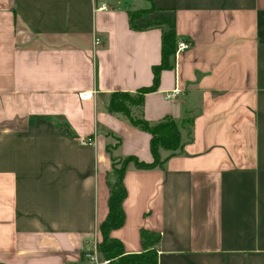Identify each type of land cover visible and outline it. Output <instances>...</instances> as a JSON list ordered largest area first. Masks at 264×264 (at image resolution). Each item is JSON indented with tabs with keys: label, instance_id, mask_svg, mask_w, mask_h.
I'll use <instances>...</instances> for the list:
<instances>
[{
	"label": "crops",
	"instance_id": "1",
	"mask_svg": "<svg viewBox=\"0 0 264 264\" xmlns=\"http://www.w3.org/2000/svg\"><path fill=\"white\" fill-rule=\"evenodd\" d=\"M154 5L143 22L170 15L189 47L132 113L175 121L181 147L128 165L110 237L140 254L142 231L160 236L159 264H264V0ZM152 7L0 0V264H98L85 253L103 242L114 161L155 162L152 135L109 110L153 85L166 28L129 15Z\"/></svg>",
	"mask_w": 264,
	"mask_h": 264
},
{
	"label": "trees",
	"instance_id": "2",
	"mask_svg": "<svg viewBox=\"0 0 264 264\" xmlns=\"http://www.w3.org/2000/svg\"><path fill=\"white\" fill-rule=\"evenodd\" d=\"M153 3L150 10H141L130 12V25L134 30H147L151 27L164 25L160 20L153 22L145 21L140 25L138 20L147 17L150 13L155 12L157 8L154 5L155 0H149ZM177 49V32L174 19L170 21V30L164 32L162 43V62L153 68L154 82L150 87L140 89L136 95L129 93H117L111 98L109 110L112 113H122L126 115L131 123L152 135V152L155 157L154 163H144L136 157H129L118 166L119 161H114L112 174L115 176L114 182L108 177L111 197L109 202V214L107 219L101 225L103 242L101 244L102 254L110 260V264H159L158 251L156 245L159 243L160 236L147 231H142L143 251L140 254H126L124 247L119 240L112 239L110 234L113 230L121 228L125 223L124 201L127 197V191L124 187V176L130 163H134L138 169H152L162 166L163 162L159 156L161 148L176 152L181 147V132L178 124L170 119L151 126L146 120L136 118L132 114L133 107L143 105L144 96L148 93L158 90L160 75L163 70L174 67L175 53ZM121 100V101H120Z\"/></svg>",
	"mask_w": 264,
	"mask_h": 264
},
{
	"label": "rangeland",
	"instance_id": "3",
	"mask_svg": "<svg viewBox=\"0 0 264 264\" xmlns=\"http://www.w3.org/2000/svg\"><path fill=\"white\" fill-rule=\"evenodd\" d=\"M153 13V12H152ZM151 14V13H150ZM149 14V15H150ZM148 15V16H149ZM147 16V17H148ZM147 17H145V18H147ZM143 19L144 18H141L140 20H138V23L140 24V25H144L145 23L143 22ZM171 16L170 15H168V14H164V13H162V14H159V16H157V17H155L154 18V20H151V21H153V22H156V21H158V20H160V22H162L163 24H164V27L166 28V31H169L170 30V21H171ZM121 101V100H120ZM134 108V107H133ZM133 108H132V111H133ZM133 114V113H132ZM80 141V140H79ZM124 163L125 162V160H122V161H119V163ZM118 164V166H120L121 167V165L122 164ZM110 178H111V181L112 182H114V180H115V176L112 174V172L110 173ZM101 244L102 243H100V245H98L97 247H95L94 249H92V250H90V251H88V252H86L85 253V256L88 254V253H90V254H92L93 256H95V260L93 261V260H90L89 258V260L90 261H92V262H98V263H103L104 261H107L108 259L104 256V254H102V247H101ZM87 257V256H86ZM110 261V260H109ZM110 264V263H109Z\"/></svg>",
	"mask_w": 264,
	"mask_h": 264
},
{
	"label": "built area",
	"instance_id": "4",
	"mask_svg": "<svg viewBox=\"0 0 264 264\" xmlns=\"http://www.w3.org/2000/svg\"><path fill=\"white\" fill-rule=\"evenodd\" d=\"M100 43V40L99 39H96V44H99ZM189 47L188 43L182 41V42H179L177 44V49H176V53H175V58L178 57L180 55L181 52H183L184 50H186L187 48ZM177 91V90H176ZM174 96L177 94L176 92H173L172 93ZM81 99L83 100H86V99H89V94L87 93H83L80 95ZM94 143V139L93 138H83L79 141V144L81 145H92ZM87 258H89L90 260H95V256H93L92 254L88 253L87 255ZM111 261L107 260V261H104L103 263H98V264H109Z\"/></svg>",
	"mask_w": 264,
	"mask_h": 264
}]
</instances>
